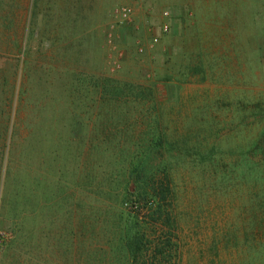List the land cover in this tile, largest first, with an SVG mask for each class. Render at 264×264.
Here are the masks:
<instances>
[{"label": "rangeland", "instance_id": "374dc122", "mask_svg": "<svg viewBox=\"0 0 264 264\" xmlns=\"http://www.w3.org/2000/svg\"><path fill=\"white\" fill-rule=\"evenodd\" d=\"M0 70V264H90L88 182L151 147L173 264H264V0H0Z\"/></svg>", "mask_w": 264, "mask_h": 264}, {"label": "trees", "instance_id": "16d2710c", "mask_svg": "<svg viewBox=\"0 0 264 264\" xmlns=\"http://www.w3.org/2000/svg\"><path fill=\"white\" fill-rule=\"evenodd\" d=\"M1 72L3 71L0 70ZM0 82H7V77L1 74ZM115 86L122 89L121 92L125 90L124 85L117 83ZM110 88L113 87L108 84L106 90L109 91ZM0 128L3 132L2 126ZM1 131L0 139L5 140L7 131L4 134ZM159 145L164 146L162 139ZM159 156L164 158L162 153ZM135 157L137 163L125 169L133 176L132 179L128 177L99 183L90 179L87 184L92 192L91 204L99 210L102 217L100 221L92 217L87 224L91 240L88 259L90 264H173L176 257L180 258L181 252L177 253L179 243L175 241L179 236L174 234L173 225V222H177V216H172L176 212L177 189L171 168L164 162L157 166L150 163L158 160L152 147ZM5 158L3 149L0 151V192L4 191L1 168ZM90 171L94 172V164L88 172ZM17 205L16 202L12 207L14 211L17 210ZM145 211L148 218L142 219L141 213ZM16 218L18 220L14 223V229L20 231V226H26L27 220L24 216L21 219V215ZM157 224L163 227L168 225V231L163 232V235H167V240L164 236L154 239L157 229L155 227L151 230V226ZM111 254L114 255L113 259H110ZM34 261L37 260L17 259L13 264H37Z\"/></svg>", "mask_w": 264, "mask_h": 264}, {"label": "built area", "instance_id": "2783aa9c", "mask_svg": "<svg viewBox=\"0 0 264 264\" xmlns=\"http://www.w3.org/2000/svg\"><path fill=\"white\" fill-rule=\"evenodd\" d=\"M121 11L123 12V14L125 16H128L129 14H131L132 9L128 6H123L121 7ZM166 15H168V12L165 13ZM169 29V25L165 24L164 25V30L167 31Z\"/></svg>", "mask_w": 264, "mask_h": 264}]
</instances>
